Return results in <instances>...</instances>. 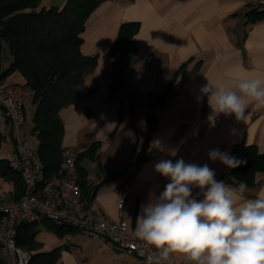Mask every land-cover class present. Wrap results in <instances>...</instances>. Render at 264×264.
Returning <instances> with one entry per match:
<instances>
[{
	"label": "crops",
	"instance_id": "crops-1",
	"mask_svg": "<svg viewBox=\"0 0 264 264\" xmlns=\"http://www.w3.org/2000/svg\"><path fill=\"white\" fill-rule=\"evenodd\" d=\"M65 1L43 0L39 7H61ZM128 21L139 23L136 48L124 74V87L118 97L106 100L109 52L120 25ZM81 36L82 52L97 55L94 70L85 78V84L96 87V91L60 109L64 126L61 146L80 152L93 141H100L95 158L80 160L86 172V188L93 191L90 201L97 209L109 219L122 217L132 235L149 194L159 196L169 182L155 171V165L163 160L175 163L182 158L185 163L207 164L217 181L238 186L223 179L231 168L209 159L208 153L219 149L230 155L231 146L238 142L253 144L263 153L264 107L250 103L246 120L240 121L234 115L221 113L213 126L209 120L213 111L201 88L209 81L238 92L241 80L264 78V14L253 15L247 0H103L87 17ZM11 60L7 44L0 42V74ZM193 69L176 93L155 109L156 127L150 130L146 121L149 92L164 89L173 74L177 73L178 80ZM0 84L21 102L24 110L22 100L30 90L23 75L15 70ZM15 137L0 104V159H6L14 149ZM18 137L21 140L20 133ZM145 141L144 157L137 163L135 159ZM173 150L175 156L170 155ZM119 168L125 169L110 177ZM7 180L10 186L6 190L15 191L14 181ZM102 180L105 181L92 190ZM255 180V185L247 186L245 198H256L264 191V171L257 172ZM192 194L203 199L198 188L193 187ZM41 234L40 229L36 239L42 243L41 251L60 246L53 264H146L106 238L82 230L60 236L47 228L44 236L51 238L50 243ZM163 261L192 264L178 253Z\"/></svg>",
	"mask_w": 264,
	"mask_h": 264
},
{
	"label": "trees",
	"instance_id": "trees-1",
	"mask_svg": "<svg viewBox=\"0 0 264 264\" xmlns=\"http://www.w3.org/2000/svg\"><path fill=\"white\" fill-rule=\"evenodd\" d=\"M43 0H0V42L7 44L12 55L9 66L0 74V80L9 73L18 70L25 78V85L32 91L35 110L32 116L31 131L36 135L38 144L36 152L43 164L45 177L57 174L60 164L61 143L64 126L59 115L63 107L79 102L83 97L92 95L96 87H88L85 78L97 64V55L85 54L81 50L83 38L81 33L85 21L94 8L103 0H66L61 7H39ZM253 15L262 13L252 11ZM139 29L137 21L123 22L110 49V82L106 100L118 97L125 85V71L129 58L136 48L135 34ZM184 72L177 80V73L169 79L166 87L149 92L147 99L146 121L150 130L156 127L155 109L179 89L192 71ZM114 130L111 132V135ZM146 136L145 138H147ZM100 141H93L85 150L77 152L75 168L77 182L82 196L89 201L93 191L86 188V172L80 164L84 157L95 158ZM146 141L137 154L135 161L143 159ZM230 155L246 161L241 166L230 169L223 179L239 185H255V175L264 171V152L259 153L253 144L238 142L231 146ZM123 169H114L110 177L119 175ZM0 175L12 179L15 194L20 195L22 179L13 170L7 159H0ZM105 180L93 186L95 189ZM47 227L62 236L67 232L80 229L49 219ZM36 221H21L16 226V244L27 250H35L27 264H53L60 246L50 251H41L42 243L36 239L39 233ZM0 264H7L0 252Z\"/></svg>",
	"mask_w": 264,
	"mask_h": 264
},
{
	"label": "clouds",
	"instance_id": "clouds-1",
	"mask_svg": "<svg viewBox=\"0 0 264 264\" xmlns=\"http://www.w3.org/2000/svg\"><path fill=\"white\" fill-rule=\"evenodd\" d=\"M237 87L238 92L209 81L202 86L213 111L209 117L213 126L221 113L240 121L246 120L250 103L264 107V78L243 79ZM208 155L232 169L246 163L219 149ZM155 171L169 182L159 196L149 194L134 232L138 240L156 250L147 264H160L174 253L192 264H264V191L256 198H245V182L229 186L217 181L207 164L185 163L182 158L175 163L160 161ZM193 187L200 189L203 199L193 197Z\"/></svg>",
	"mask_w": 264,
	"mask_h": 264
},
{
	"label": "built area",
	"instance_id": "built-area-1",
	"mask_svg": "<svg viewBox=\"0 0 264 264\" xmlns=\"http://www.w3.org/2000/svg\"><path fill=\"white\" fill-rule=\"evenodd\" d=\"M247 4L252 11L264 14V0H247ZM0 104L16 133L15 147L6 159L22 179L19 196L13 190L0 191V252L2 257H6L7 264H27L35 253V250H27L16 244L17 224L42 219L66 223L92 236L104 237L147 264L148 257L155 255L156 250L138 240L134 233L130 235L127 222L122 217L107 218L82 196L75 168L77 151L62 147L57 174L45 177L36 150L27 147L18 137V130L25 122L22 104L2 84ZM121 205L119 202L118 206ZM160 264L165 263L161 260Z\"/></svg>",
	"mask_w": 264,
	"mask_h": 264
},
{
	"label": "rangeland",
	"instance_id": "rangeland-1",
	"mask_svg": "<svg viewBox=\"0 0 264 264\" xmlns=\"http://www.w3.org/2000/svg\"><path fill=\"white\" fill-rule=\"evenodd\" d=\"M30 91L28 93H26V95L24 96V99L22 100L24 110H25V122L20 127L19 133H20V138H21L22 142L27 147H30L31 149L36 150V147L38 144V139H37L36 135L31 131L32 124H33L32 116H33V110L35 108V104L32 101V94ZM9 186H10V184H9L8 180L4 179L3 176L0 175V191H6V189H8ZM36 224L38 225L39 229H41L43 237L45 238L44 233L47 230V228H48L47 225H49V223L48 222L45 223L42 221H36ZM45 239H46V241L49 239V243L52 242L51 238L48 236Z\"/></svg>",
	"mask_w": 264,
	"mask_h": 264
}]
</instances>
